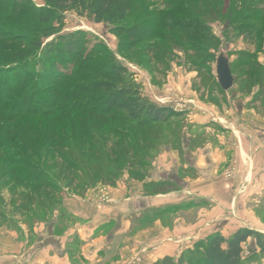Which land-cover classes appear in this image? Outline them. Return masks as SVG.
I'll return each mask as SVG.
<instances>
[{
    "label": "trees",
    "instance_id": "obj_1",
    "mask_svg": "<svg viewBox=\"0 0 264 264\" xmlns=\"http://www.w3.org/2000/svg\"><path fill=\"white\" fill-rule=\"evenodd\" d=\"M151 1L44 0L45 6L36 8L24 0H0V226L18 218L31 225L51 220L62 211L65 192L83 197L99 185L116 187L125 170L144 182L153 156L149 150L164 143L167 124L179 116L143 98L129 83L128 69L102 45L90 43L88 34L59 35L67 12L108 24L119 53L128 58L156 60L169 50L193 53L199 75L216 58L209 48L219 45L203 19L224 21L262 41L264 0H169L160 13L151 9ZM134 13L139 21L125 23ZM177 33L186 41L173 39ZM53 36L39 62L43 69H28L43 39ZM230 67L234 87L243 78L240 91L253 95L249 107L260 113L264 65L249 54ZM210 79V102L222 107L227 92L211 74ZM174 132L173 137L180 135ZM200 141L191 140L187 149L193 151ZM183 173L193 175V169ZM143 189L149 195L178 191L166 181L145 182ZM250 239L264 252V235L242 228L229 238L210 235L189 257L167 256L152 264H243V246Z\"/></svg>",
    "mask_w": 264,
    "mask_h": 264
},
{
    "label": "crops",
    "instance_id": "obj_2",
    "mask_svg": "<svg viewBox=\"0 0 264 264\" xmlns=\"http://www.w3.org/2000/svg\"><path fill=\"white\" fill-rule=\"evenodd\" d=\"M207 112L212 115L193 116V141H201L189 151L187 190L149 195L142 183L125 180L103 205L94 190L83 197L68 193L49 223L32 231L19 225L20 237L14 232L11 240L0 230V264H120L140 249L144 264H152L178 258L214 233L229 238L248 228L264 234V117L243 106L237 114L230 109L219 132ZM231 168L235 175L226 178Z\"/></svg>",
    "mask_w": 264,
    "mask_h": 264
},
{
    "label": "rangeland",
    "instance_id": "obj_3",
    "mask_svg": "<svg viewBox=\"0 0 264 264\" xmlns=\"http://www.w3.org/2000/svg\"><path fill=\"white\" fill-rule=\"evenodd\" d=\"M24 1L31 3L36 8L45 6L44 0ZM168 1L169 0H152L150 2V5L152 6L151 9H154V12L157 11L160 13L164 11L163 9ZM137 20L139 21L138 14L134 13L125 21V23L131 24ZM203 22H205V26L210 33L218 40L219 45H212L211 48H209V53L215 55L216 58L214 61H208L204 64V67H208V69H202V75H199V71H197L193 65V53H186L184 50H169L167 51V54H161L160 58L156 60L145 59L142 57L128 58L125 54L119 53V40L111 32V27L106 23H94L88 15H80L75 11L67 12L64 16L63 22L58 26L61 30L59 35H68L78 31L88 34V36L91 37L90 43L102 45L104 51L112 54L118 62L128 69L130 74L129 83L142 95L143 98L148 99L155 105L170 108L174 113L179 115L171 120V124H167L162 139L164 140V143L156 145L153 150H149V153L153 156L149 167L144 169L147 176L145 177L144 182H139L144 184L145 182L157 183L166 181L167 183H170L171 187H178V191L171 193L187 190V183L189 182L184 181V179L193 176L184 174L183 171L186 169H193L190 166L186 168V165H189L187 164L188 161H193V157L190 155V150H188L187 147L189 142L193 140V116L196 112H201V114H205V111L212 112V115L207 112V116L212 120L211 125L218 128L217 131L219 132H222L221 129L223 126H227L228 122L224 120L222 121L221 119H223L224 116L230 117L226 114L228 110L231 109L237 114V109L243 106L245 109H252L256 112L254 108L249 107L253 95L247 96L240 91V87H243L245 84L243 78L238 87H233L227 92V102H225L222 107H218L210 102L214 99L212 97V79H210V74L215 77L218 82L216 60L220 56L227 58L229 63L236 67L241 59L245 60L247 55L254 54L256 60L264 65V28L261 33L262 41H257L251 36V32L238 31L236 28L228 27L224 21L210 22L203 19ZM167 35H169L168 32ZM55 37L56 36L49 39H43V47L33 54L29 61L30 67L28 69L33 67L32 69L37 73L43 69V65H40L39 62L44 61L45 48ZM172 37L178 41H186L183 33H177ZM134 53L135 52L132 54L134 55ZM255 91L256 89L254 92ZM256 113L264 117V108L261 109L260 113ZM173 124H175L174 127L177 130H174L172 126ZM174 131H178L180 135H175L173 137V133H175ZM174 141L177 145L173 144ZM227 172H225L226 178L234 177V168L229 170L231 173L230 177H227ZM125 180H133L126 170L118 180L117 185L119 182ZM102 188H107L109 197L108 201H101L103 196L101 192ZM112 188L115 187L99 185L98 187L89 189V191L94 190L98 205H103L111 201ZM4 195L6 199H9L7 193ZM68 195L67 192L64 193L63 201H65V198H68ZM188 219L191 221L193 220V213L188 216ZM24 221L23 219L18 218V221L14 224H2L0 230L6 229V239L11 240L14 238V232L20 237L21 232L19 230V225H25L27 230L32 231L36 224L41 225L49 223L50 219L32 225L27 224ZM29 233L30 232L27 231L26 236H30ZM23 237H25V233ZM254 243L255 240L250 239L247 244L243 246V264H264V252H261L259 248L255 247ZM141 250L142 249H140V251ZM140 251H135L132 256L122 257L119 260V263L144 264L145 256ZM196 251L195 244H193L192 246H188L183 253H186L189 257L190 254ZM137 255L140 256V262L137 260ZM17 264L35 263L22 260Z\"/></svg>",
    "mask_w": 264,
    "mask_h": 264
},
{
    "label": "water",
    "instance_id": "obj_4",
    "mask_svg": "<svg viewBox=\"0 0 264 264\" xmlns=\"http://www.w3.org/2000/svg\"><path fill=\"white\" fill-rule=\"evenodd\" d=\"M217 80L223 91L228 92L234 87L235 79L233 77L229 60L224 56L217 59Z\"/></svg>",
    "mask_w": 264,
    "mask_h": 264
},
{
    "label": "built area",
    "instance_id": "obj_5",
    "mask_svg": "<svg viewBox=\"0 0 264 264\" xmlns=\"http://www.w3.org/2000/svg\"><path fill=\"white\" fill-rule=\"evenodd\" d=\"M231 176V173L228 171L227 172V177H230ZM102 191V194H103V196H102V198H101V201H108L109 200V197H108V192H107V188H102L101 189ZM137 260L140 262L141 261V259H140V256L139 255H137Z\"/></svg>",
    "mask_w": 264,
    "mask_h": 264
}]
</instances>
